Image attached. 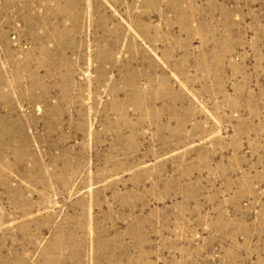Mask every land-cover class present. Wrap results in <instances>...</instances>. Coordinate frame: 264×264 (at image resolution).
<instances>
[{
    "label": "rangeland",
    "instance_id": "rangeland-1",
    "mask_svg": "<svg viewBox=\"0 0 264 264\" xmlns=\"http://www.w3.org/2000/svg\"><path fill=\"white\" fill-rule=\"evenodd\" d=\"M0 264H264V0H0Z\"/></svg>",
    "mask_w": 264,
    "mask_h": 264
}]
</instances>
